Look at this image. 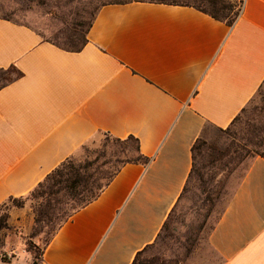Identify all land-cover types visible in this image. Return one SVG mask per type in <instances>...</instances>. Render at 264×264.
<instances>
[{
    "label": "crops",
    "instance_id": "crops-1",
    "mask_svg": "<svg viewBox=\"0 0 264 264\" xmlns=\"http://www.w3.org/2000/svg\"><path fill=\"white\" fill-rule=\"evenodd\" d=\"M80 51L0 18V205L29 193L101 132L134 135L144 163L125 164L75 212L42 264H131L152 244L207 126L226 128L264 80V0H243L230 27L193 7L102 5ZM218 264H264V157L256 156L207 234Z\"/></svg>",
    "mask_w": 264,
    "mask_h": 264
},
{
    "label": "trees",
    "instance_id": "trees-1",
    "mask_svg": "<svg viewBox=\"0 0 264 264\" xmlns=\"http://www.w3.org/2000/svg\"><path fill=\"white\" fill-rule=\"evenodd\" d=\"M13 1L31 2L35 0H0V18L21 23L14 19L11 14L16 10L10 5L6 7L4 4ZM133 1L193 7L230 27L239 18L243 5V0H106L94 5H92L93 0H86L69 20H62L64 27L60 30L57 38L47 37L38 29L25 23L21 24L31 27L44 41L50 42L63 50L80 51L88 42V31L98 9L102 5ZM21 76L22 72L14 64L0 67V89ZM263 84L264 80L258 91ZM250 110L251 112L247 118L242 121L245 127L243 133L241 135L236 132L230 134L234 142L231 141L227 146L220 147L214 141L206 139L202 135L195 139L191 146L192 162L186 183L154 242L168 226L172 213L179 202L186 198V194L198 191L204 194L212 205L226 193L227 181L234 172L242 169L245 170V174L254 157H264V97L259 104L254 105ZM238 116L239 114L234 117L231 123ZM217 129L220 132L227 133L229 126ZM99 134L103 138L96 147L90 150V157L76 159L72 158L71 155L51 170L42 181L27 193L30 196L29 200L33 214V234H37L45 228L48 232L40 251V260L43 249L59 228L75 212L95 200L125 164L147 161V158L140 153L139 140L134 135L121 138L106 132ZM236 140L239 144L235 143ZM245 163H248L247 167L243 168ZM24 196L9 197L6 201L12 200L15 203H21L20 200ZM219 215L210 226V229L214 226ZM1 227L2 225H0ZM140 252L135 255L131 264H146L137 261Z\"/></svg>",
    "mask_w": 264,
    "mask_h": 264
},
{
    "label": "rangeland",
    "instance_id": "rangeland-1",
    "mask_svg": "<svg viewBox=\"0 0 264 264\" xmlns=\"http://www.w3.org/2000/svg\"><path fill=\"white\" fill-rule=\"evenodd\" d=\"M86 0H35L31 2H5L13 7L12 14L18 22L38 29L50 38L59 37L64 24ZM106 0H93V4ZM264 97V84L244 107L235 121L229 124L228 132L207 126L202 137L224 147L231 143L232 134H242V124L251 108L260 103ZM103 136L96 135L80 147L71 157L83 159L90 157V150L96 147ZM234 142V141H233ZM235 143L239 144L236 140ZM248 163L243 165L247 167ZM245 170L234 172L228 179L225 194L210 204L204 194L194 191L186 194L172 213L168 226L151 245L145 247L138 255L137 261L146 264H218L219 258L207 245L210 226L233 194ZM29 194L21 203L12 200L0 206V264H42L40 251L48 236L47 229L33 234V214Z\"/></svg>",
    "mask_w": 264,
    "mask_h": 264
}]
</instances>
